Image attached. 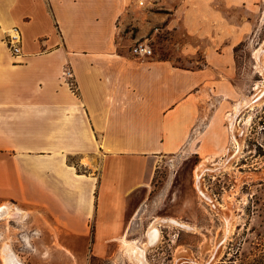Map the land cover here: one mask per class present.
<instances>
[{
    "label": "crops",
    "instance_id": "0c3cea01",
    "mask_svg": "<svg viewBox=\"0 0 264 264\" xmlns=\"http://www.w3.org/2000/svg\"><path fill=\"white\" fill-rule=\"evenodd\" d=\"M258 1L0 0V208H39L67 238L121 236L159 163L212 123L211 99L230 95ZM11 26L19 57L4 42ZM169 31L193 38L175 46L187 64L159 56ZM143 38L156 40L152 55L135 57Z\"/></svg>",
    "mask_w": 264,
    "mask_h": 264
},
{
    "label": "rangeland",
    "instance_id": "374dc122",
    "mask_svg": "<svg viewBox=\"0 0 264 264\" xmlns=\"http://www.w3.org/2000/svg\"><path fill=\"white\" fill-rule=\"evenodd\" d=\"M263 19L259 0L247 38L234 48L230 95L208 102L212 123L194 133L192 145L159 163L141 209L128 212L120 235L139 244L156 219L174 220L156 223L158 238L144 251L147 264H264V93L248 103L256 85L264 87ZM193 42L181 31L164 32L157 38L159 56L187 64L190 58L177 56L175 46ZM253 194L259 200L249 207ZM16 207L22 220L0 219V264L4 243L23 264H134L121 236L67 238L43 210Z\"/></svg>",
    "mask_w": 264,
    "mask_h": 264
},
{
    "label": "bare ground",
    "instance_id": "6f19581e",
    "mask_svg": "<svg viewBox=\"0 0 264 264\" xmlns=\"http://www.w3.org/2000/svg\"><path fill=\"white\" fill-rule=\"evenodd\" d=\"M249 120L250 118L246 119L245 123H248ZM15 209L9 205H3L0 210V216L4 214L5 215L3 217H0V219H3V218H14L15 219L16 218L18 220L20 218V220H22V218L24 217V212H22L21 210L19 211ZM157 222L158 223L168 222L169 224L172 225L173 223L174 225L173 219H169V220L156 219V221L150 225L147 231V234H146V241L142 244H139L137 241H134V240L133 241L126 240V235L120 238L123 245H125L126 253L130 261H132L134 264H147L146 260L144 259V251L147 249L148 246L150 247L155 242V240H157L158 238L159 229H158V226L156 225ZM8 246L9 245L7 243H4L1 249V257H2L3 264H23L13 254L12 250Z\"/></svg>",
    "mask_w": 264,
    "mask_h": 264
},
{
    "label": "built area",
    "instance_id": "2783aa9c",
    "mask_svg": "<svg viewBox=\"0 0 264 264\" xmlns=\"http://www.w3.org/2000/svg\"><path fill=\"white\" fill-rule=\"evenodd\" d=\"M4 42L12 56L19 57L22 55V36L16 26H11L6 30ZM130 52L135 57H146L152 55V49L146 38L136 41L135 44L130 48ZM61 78L69 88L74 91L77 90L71 67L68 65L64 66Z\"/></svg>",
    "mask_w": 264,
    "mask_h": 264
},
{
    "label": "water",
    "instance_id": "95a60500",
    "mask_svg": "<svg viewBox=\"0 0 264 264\" xmlns=\"http://www.w3.org/2000/svg\"><path fill=\"white\" fill-rule=\"evenodd\" d=\"M263 93H264V87L262 88V87H258V86L256 85V92L254 93V95H252V96L248 99V103H249V102H254V101L258 100V99L262 96ZM246 104H247V103H246ZM246 104H244V105H246Z\"/></svg>",
    "mask_w": 264,
    "mask_h": 264
},
{
    "label": "trees",
    "instance_id": "16d2710c",
    "mask_svg": "<svg viewBox=\"0 0 264 264\" xmlns=\"http://www.w3.org/2000/svg\"><path fill=\"white\" fill-rule=\"evenodd\" d=\"M258 200H259V198L255 194H253L251 196L250 200H249V203H248L249 204V207H252L256 203H258Z\"/></svg>",
    "mask_w": 264,
    "mask_h": 264
}]
</instances>
